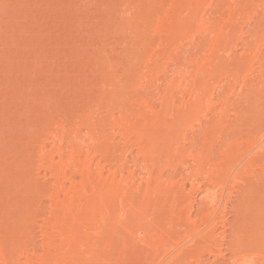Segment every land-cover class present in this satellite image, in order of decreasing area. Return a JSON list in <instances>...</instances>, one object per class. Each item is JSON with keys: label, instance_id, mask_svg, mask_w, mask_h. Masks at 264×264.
<instances>
[{"label": "bare ground", "instance_id": "6f19581e", "mask_svg": "<svg viewBox=\"0 0 264 264\" xmlns=\"http://www.w3.org/2000/svg\"><path fill=\"white\" fill-rule=\"evenodd\" d=\"M144 1L138 7H147L141 11L144 16L139 11L141 17L137 15L133 21L140 19L145 27L153 26L156 34L163 32L156 46L152 37L141 35L143 31L135 34L139 38L134 42L127 40L134 48L130 44L126 73L138 72L141 80L131 87L122 85L118 74L113 75L118 63H110V70L111 66L114 69L110 74L109 69L103 73L102 64L101 68L96 64L97 68L95 62L97 69L91 71L99 70L101 79L107 78L99 82L100 73L95 81L85 76L94 88L88 95L89 90H83L82 96L97 97L90 98L96 104L92 107V102H84L89 101L87 97L81 101L85 103L82 108V103L77 106L80 112L77 108L73 114L64 110L65 117L51 118V130L44 127L31 141L34 150L27 157H35V169L48 175L46 184L45 179L37 181L33 196L36 207L32 208L31 222L36 223L37 232L27 231L21 222L18 186L12 190L15 198L10 193L12 187L8 191V200L4 197L7 193L2 196L0 191V264H202L204 255L211 256L212 264L226 255V262L219 264H261L264 259L261 239L254 244L242 234L246 219L243 206L256 194L257 207H264V200L259 203L263 197L258 195L264 189V106L250 104L245 109L238 103L239 95L256 99L255 91L262 92L264 85V53L258 57L264 35L255 30L264 28V21L253 22V28L245 32L247 39L241 32L245 23L264 13V0ZM130 19L120 21V26L127 28L132 24ZM235 36L244 42H240L243 48L239 54ZM184 41L191 50L184 61L173 69L166 61L160 64L163 56L158 51L164 43L173 46ZM175 45L170 46L172 51ZM244 55L249 56L245 62ZM132 60L142 67L133 66ZM90 61L87 67L93 63ZM222 63L246 69L245 75L232 67L229 70L244 76L228 75L227 70H220ZM256 67L250 80L249 70ZM225 78L231 79L228 89L222 88ZM109 82L115 84L114 90ZM105 88L112 92L106 90L108 94ZM214 133L218 136H212ZM1 141L6 143L3 138ZM15 146L10 147L18 151L19 146ZM17 151L14 158L8 156L13 158V164L9 159L12 184L21 178L17 175L21 159ZM3 168L7 166L1 167V172ZM235 187L236 198L232 196L235 192L231 195ZM41 197L46 204L39 202ZM228 213L236 217L233 227L230 224V229L234 228L231 240V235L225 234L229 229H224L229 225L225 219ZM226 239L230 240L228 246Z\"/></svg>", "mask_w": 264, "mask_h": 264}, {"label": "rangeland", "instance_id": "374dc122", "mask_svg": "<svg viewBox=\"0 0 264 264\" xmlns=\"http://www.w3.org/2000/svg\"><path fill=\"white\" fill-rule=\"evenodd\" d=\"M121 1H124L125 3L127 1H130L128 2V4H126V6H128L127 9L129 10H126L124 8L125 4L124 2H121ZM127 1L126 0H0V166L2 165L1 167H5V168L7 166V169H6L7 171L3 168L4 173L1 172L2 169L0 167L1 169L0 170V178H1L0 181L8 177L10 178V179L3 181L6 183H3L2 181L0 182V187H1L0 191L2 192V194L1 192L0 194L4 196L3 194L7 193L6 195L8 196V191H10L11 187H12L10 191L11 194L12 192H14L12 191L13 187L14 188L17 186L19 187V188L17 187V189L20 190V191L18 190L20 194L19 192H16L18 193L17 194L18 197L16 196V198H18L17 200L19 204L21 203L20 207L22 208V210L21 209L19 210V212H21V214L19 213V217L21 216L20 218L22 220L21 222H23L24 225H26L27 231L33 230L34 232H37V229L35 228L36 223L32 224L31 222V219L33 217L32 208L34 209L36 207V200H33V196L36 194V189L38 188L37 187L38 185L36 184L37 181L41 182V181H44L45 179L43 183L46 184L45 182H47V179H48V175L45 174V171L43 169H38V170L35 169V166H36V160H34L35 157H33L32 160H29L32 158V156L31 158L27 157V155H30L34 150L33 148L34 143L31 141H33L35 137L41 134L42 130L44 131L45 129L44 127H46V129H50L48 127V125H50V122L48 121L51 120V118H53L54 116H55L54 118L56 119L57 118L56 115H61L62 113L64 114V110L65 112L66 110H68L67 113H70L69 112L70 110L72 113L73 112L72 110H76L77 106L80 107L81 103H82L81 108L85 104L84 102H89V103L92 102V105H91L92 107L96 104L95 102L93 103L92 100L97 99L96 97L97 92H95L96 94H94L96 98H94L93 96L92 97L90 96V98H94V99H90L89 96H87L89 101L85 100L87 99V97L84 98L82 96L84 93L83 90H85V92L89 90V92L87 91V95H88V93H90V89L94 88L92 86H89L90 85L89 82L86 81L88 78H86L85 76L88 75L87 77L89 78L91 77L95 81L99 73L100 75L102 73L99 70L97 72L95 71L97 68H99L96 66V64H98V66L102 64V66L104 67V69L102 68L103 73H104V70L109 69L107 72L109 71L111 72L115 69L113 73L115 72L118 74L116 75L118 76V79L121 78L119 79V81H123L121 82V84L123 83L122 85L130 86L134 84L135 82H139L142 78L138 72H133V71H129V74H130L129 76V74H127L128 73L127 68L125 67L126 66L125 59L128 57L127 52L131 50L129 46L130 44H132L131 47L134 48V45L131 42H134L136 39L139 38V37L137 38L135 34L137 35L139 32H142V31L145 32L144 34L143 32L142 34L141 33L139 34H141L142 36L147 35L148 37H152L153 39L152 42L154 41L153 42L154 46H156L159 40L161 39V33L163 31H160V33L156 34V32L153 31V26H149L148 28L145 27V25L143 24V21L140 24L139 22L140 19H138V21L137 20L133 21V18L134 17L137 18V15L141 17V15L143 14V12L141 11H144L147 8L145 6L146 8L145 7L141 8L143 10L141 9L138 10L140 7L144 5L142 4L144 0H127ZM218 1L220 0H216L215 2L217 3ZM257 1L259 3L262 2L261 0L260 1L256 0V2ZM144 3L147 4V2L145 1ZM4 5H8V7L5 8ZM134 7L138 12H135V9H133ZM202 8H203V5L200 7V9L202 10ZM130 10L132 12L133 11L135 12L133 13V15L136 13L138 14L133 16L131 12L130 13L131 15L129 16ZM139 11L141 12V15H139L140 14ZM202 11H204V9ZM130 17L132 19H130ZM124 19L132 20V24L127 26V28L123 29L121 27L123 25L120 26V24L122 21H124ZM254 21L255 22L264 21V13L259 12V15H257L256 18L252 22L248 23L247 25L246 23L244 24L243 26L244 28H242L241 30L244 38L247 39L246 35L248 34V31L250 30V28H253ZM133 22H136V25L138 23V25L136 26L135 23ZM262 26L263 25H261V27ZM255 30H257L260 34L263 33L262 35H264L263 27L259 28L260 31L257 28ZM237 33H240V31ZM237 33H235V35ZM238 35L239 34H237V36ZM234 39H237V37L235 36ZM123 40L125 41V45H123L124 44ZM127 40H131V42H128ZM122 41H123V44H121ZM126 41L128 42V44ZM234 41L235 40H233V42ZM238 41H235L239 43L238 46L235 48L237 54H239L238 51H241V49L243 48L242 46L244 45L243 39H240ZM240 42L243 45L240 44ZM255 44L251 46L254 47ZM163 45L164 46H162V48L164 47L163 49L167 50L168 52L162 50V48L158 51V53H160V55L163 56L162 60L160 61V64L166 61L165 63H167V65L171 69L175 68L174 66L178 65V62L184 61L186 56L189 55L191 51V50H188L189 46L186 41L179 43L178 45L180 46H178L177 44L176 45L173 44V46L175 45L174 49H176L175 50L176 52L172 51L173 50L171 48L173 47L172 45H170L171 47L166 46L165 43ZM123 46H124V49H123ZM165 47H168V48L166 49ZM184 49L186 50V52L184 51ZM98 50H100L99 51L100 54L96 52ZM103 50L104 52H102ZM260 50L261 51L259 52L258 57H260L261 59L262 54L264 53V46L261 47ZM120 51H122L121 55H119ZM166 52L171 56H169L168 54H165ZM260 53H261V56H260ZM104 54H107L108 58ZM103 56H105V58ZM246 56L248 55L243 56L244 58L243 62H245L246 59H249V56L248 58H246ZM91 57L94 60H92ZM167 57L169 58L170 61L167 60ZM106 58L108 60L107 63H106ZM89 61L90 63L91 62L93 63L89 64L91 66L87 67L88 65L87 62ZM112 62L114 63L116 62V64L117 63L118 64L115 65ZM132 62L133 60L131 61V63ZM168 62L171 63L172 65H170ZM94 63L97 68L94 67L93 65ZM104 63L105 65H103ZM110 63L113 64V66L115 65L114 69H113V66H111L113 70L112 69L110 70V67H109L111 65ZM141 64L140 63L136 64L139 69L142 67ZM136 65L133 64V66H136ZM221 65H220L221 67L219 66V68H223V69H220V70L221 71H223L224 69L227 70L228 75H233V74L239 75L240 74L237 72H234V73L232 72V71H238V70L240 71L241 69H239L240 67L238 68V66L233 68L232 65L228 66L224 63H222ZM225 65L227 68H225ZM255 66L256 64H254V67ZM231 67H232V71L229 70ZM94 68L96 69L91 71ZM100 68H101V65H100ZM255 69H257V67L249 70V72L251 73V75L250 73H248L250 75L249 76L250 80L254 78L253 74H255V71L253 70ZM245 70L243 68L241 70L244 73V75H245V72H244ZM94 71H95V74L93 76L92 73ZM115 73L113 75H115ZM119 74H121L122 77H120ZM100 75L98 78L101 79L103 74L101 76ZM244 75L242 74L241 76H244ZM263 75H264V72H263ZM81 76L84 78V80L83 78H81ZM106 78L107 77H105L104 79ZM100 79L98 80L99 82L104 81L103 78H102L103 80L101 79L102 81H100ZM111 79L112 78H110L109 80ZM118 79L115 80L117 84L119 83ZM80 80L85 81L84 83L88 84V86L91 88L84 89L83 86H85V84H83V81H80ZM115 81L113 80V83H115ZM223 81L222 82L226 84L222 85L223 83H221L222 88L225 89L226 87V89H228L227 83L228 81L231 82V79L225 78ZM99 82H95V83L99 84ZM111 82H109V84H111ZM105 83L107 84L108 82H105ZM111 85L110 86L113 88L112 90H114L115 84L114 86L113 84ZM221 85H219L220 88H221ZM88 86L86 85L85 87H88ZM110 86L108 85L106 87L109 89ZM77 87L79 88L77 89ZM220 88L219 90H221ZM108 89L105 88L104 90L106 91ZM224 89L222 90L224 91ZM80 90L83 92H81ZM260 90L262 92L255 91L256 92L255 95L257 94L256 95L257 97L256 99H253V100H251V98H253L252 95L249 96L246 94L249 97V99L248 97H246V95H245L246 98H244V96L242 95L241 96L242 99H241L239 95L238 103L242 102L240 103V105L243 104L244 106H246L247 108L241 105L245 109H249L250 106L254 107L257 104H259L260 106L261 105L264 106V85L261 87ZM108 91L112 92L111 90H108ZM216 91L218 92V90ZM110 92H107V93L110 94ZM107 93H105V95H108ZM82 100L83 101L85 100V101L81 102ZM81 108H77L79 109V112ZM14 116L16 117L14 118ZM62 117H65V116L63 115ZM14 119L15 121H13ZM16 119L18 120V122ZM12 125L13 127L16 125V127L13 128ZM12 128L14 130L15 129L17 130L14 131ZM52 131H54V128L52 129ZM14 133L19 134L18 138L20 139L18 140H20V143H19L20 145L19 144L17 145L18 141L17 143H15L17 139L16 136H18V134L15 135ZM14 135L16 139L12 138V136L14 137ZM213 135L214 137L215 135L218 136V134L216 133L212 134V136ZM10 137L11 139L15 140V141L13 140L14 143L11 141V139L8 140ZM2 138L3 140H5L6 143H3L4 141L3 142L1 141ZM10 144L12 146L16 144L14 148L19 146L17 147L18 151L17 149L14 150L13 147L11 148ZM9 149L11 150L13 149V150L11 151ZM21 149H22V152H21L22 154H20ZM7 151L9 152L6 154ZM16 151L18 153L17 154L18 157L21 156L20 157L21 159L17 158V160L20 159L18 161V164L20 163V166L18 165L19 168H18L17 175L20 173L18 176H21V178L19 177L18 179L19 180L22 179V180H20V182L18 180L16 184L15 182H13L12 184L11 183L13 181L11 178L12 170L10 172V168H9L12 165L11 163L9 164V159L13 164L14 156L12 155H13V152L15 153ZM5 155L7 157H5ZM8 156H11L13 158L8 157ZM7 160H8V163H6ZM29 166H31L32 169ZM8 168H9V172H8ZM28 168H30L31 171L30 170L26 171V169ZM19 169L21 171H19ZM1 185L6 188H3ZM186 187H187L186 190H188L189 188L188 184ZM237 188L235 189L237 191L235 190L233 191L231 189V191L233 192V193L231 192V195L236 193L235 195H232L234 198H236L235 196L238 193ZM6 189L8 190L6 191ZM262 191H264V189H261L259 191L260 194H258V195H261V197H263L262 200H259V203L260 202L262 203V201L264 200V196H263L264 193L263 195L261 194ZM10 193H9V196H11ZM16 193L14 194L16 195ZM14 194H12V197L15 198ZM6 195L4 196L5 198H7L6 200L10 199V197L9 196L6 197ZM256 197L257 195L255 194V196L250 200V202L243 206V210L246 211L245 212L246 219H245V227L243 229L242 234H245L246 238H248L254 244H259V240L261 239L263 248H264V232L260 233V229H262V227L264 231V207H261V208L257 207L258 205L255 202ZM1 198L2 197L0 196V200ZM5 198L2 199L3 202L6 201ZM14 198H11V201ZM196 199H198V197ZM40 201H42L43 204L47 203L44 197H41V200H39V202ZM194 205L195 207L197 206L196 204ZM244 208H248V209H244ZM226 215H225V219L227 222L229 221L228 222L229 225L226 222V225L228 226L226 227L227 229L226 228L224 229L226 231L229 229L227 233L225 234H226V237L231 235L229 238L231 240V238H233L232 236H234L233 235L234 228L230 229V224L235 222L236 217H234L235 215L233 213L231 214L228 213ZM232 220H234V222H232ZM231 227H233V224ZM221 229L223 228L220 227V230ZM227 239H226V244L230 241L229 240L227 242ZM226 244L224 245V247H226ZM226 256L228 258V255ZM210 258L211 256L204 255L202 258L203 259L202 264H208V262L209 264H212L211 262L212 260H210ZM227 258L226 257L222 259L220 258V260H218L215 264H219L220 262L224 263V261L226 262ZM259 261L260 260H258V262ZM260 262L261 264H264V259L261 260Z\"/></svg>", "mask_w": 264, "mask_h": 264}, {"label": "snow or ice", "instance_id": "6c2138e0", "mask_svg": "<svg viewBox=\"0 0 264 264\" xmlns=\"http://www.w3.org/2000/svg\"><path fill=\"white\" fill-rule=\"evenodd\" d=\"M4 7H5V8H7V7H8V5H4Z\"/></svg>", "mask_w": 264, "mask_h": 264}]
</instances>
